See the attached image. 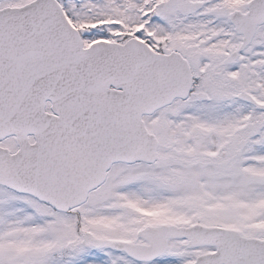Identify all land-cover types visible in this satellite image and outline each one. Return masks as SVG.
<instances>
[{
    "label": "snow or ice",
    "instance_id": "1",
    "mask_svg": "<svg viewBox=\"0 0 264 264\" xmlns=\"http://www.w3.org/2000/svg\"><path fill=\"white\" fill-rule=\"evenodd\" d=\"M0 264H264V0H0Z\"/></svg>",
    "mask_w": 264,
    "mask_h": 264
}]
</instances>
